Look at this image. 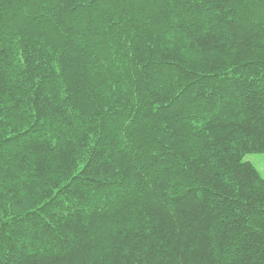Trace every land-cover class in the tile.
<instances>
[{"label": "trees", "instance_id": "obj_1", "mask_svg": "<svg viewBox=\"0 0 264 264\" xmlns=\"http://www.w3.org/2000/svg\"><path fill=\"white\" fill-rule=\"evenodd\" d=\"M70 7L0 0L7 251L25 264H94L90 257L108 248L139 252L150 264H264L259 211L238 224L221 211L240 196L227 180L238 183L237 150L264 140V2L112 0L119 31L107 14L90 28V13L77 3L71 20L83 27L75 47L63 31ZM252 85L255 94L243 95ZM199 165L205 171L197 175ZM209 176L216 183L201 182ZM102 184L111 185L110 197ZM218 184L227 185L229 203ZM64 188L99 198L100 221L67 220ZM54 211L63 223L50 234ZM81 232L83 245L69 239ZM30 235L42 239L24 252ZM68 244L80 253L69 256Z\"/></svg>", "mask_w": 264, "mask_h": 264}, {"label": "snow or ice", "instance_id": "obj_2", "mask_svg": "<svg viewBox=\"0 0 264 264\" xmlns=\"http://www.w3.org/2000/svg\"><path fill=\"white\" fill-rule=\"evenodd\" d=\"M64 2L71 6L69 8L70 20L71 14L77 12L76 4L79 3L85 11L90 13L87 21L90 28H95L98 23V17L100 19H104L105 14L108 16L107 23L111 25L112 30L119 31L121 28V23L118 20L113 21L111 19L109 6L112 0H64ZM122 2L123 5L126 6L129 4L130 0H122ZM262 2H264V0H262ZM82 27V25H78L74 20H71L70 23L65 25L63 31L66 34H70L67 35L68 47L76 46V38L82 35ZM108 34L109 30L105 27L103 35ZM244 63L246 62H241V64ZM249 66L251 65L249 64ZM237 71H239V69H237ZM256 75L259 77L260 73H257ZM244 78L246 80L252 79L250 74H245ZM261 87L264 88V84H262ZM249 91H252L253 94H255L254 85L250 86L248 91H245L242 94L248 95ZM259 94L264 95V91ZM205 163L210 166L208 171H211V161H205ZM84 167V165H81L82 169ZM234 167L237 171L236 179L238 180V183L233 181L230 175L227 177V180L233 185L234 190L240 193V196L236 197L235 202H231V207H226L221 211L230 214L233 224H238L241 220L248 222L247 217L251 216L255 211H259L260 217L264 220V140H261L259 143L245 144L243 147L239 148L234 157ZM203 171H205L204 165H199L197 175ZM216 179H220V174L218 172L216 174ZM201 182L204 184L216 183V181L211 179V176L208 178L201 177ZM100 187L105 189V197H110L112 195L111 185L102 184ZM226 187L227 185L224 184L217 185V191L222 192V202L227 204L229 201L226 196L223 195V191ZM245 189H248L250 192L256 190L257 194L255 196L245 195ZM64 194L69 195V199L64 201L63 212V215L67 220H74L80 225H84L89 220L92 224H96L100 221L104 210V203L99 198H93L91 194L85 193L82 190L77 191L76 189H73L69 194L68 188H64ZM72 197H78V199H72ZM217 208L220 209V202L217 203ZM43 210L44 208L41 206V211ZM8 211V209L0 208V217L10 220L11 217L8 215ZM31 211L33 214L35 213V209H32ZM48 223V231L51 234L56 231L57 225L63 222L60 221L57 212L54 211L51 216V220H49ZM63 227L67 228L69 227V224L64 223ZM3 229L4 225L0 224V264H25L24 259L21 258L19 253L13 256L7 251L4 243L5 237L3 236ZM10 238L11 237L9 236L8 239ZM87 238L88 236L85 232L79 233L76 238L69 237V239H78L80 245H83L85 239ZM41 239V237H37L36 235L28 236V238L24 241V252H27L29 249L38 248L39 241ZM92 239L94 240L95 238L93 237ZM145 239H147V236H145ZM261 240L264 241V235L261 236ZM94 247L96 249H100L101 245L96 243L94 244ZM220 247L223 248L224 244L221 243ZM67 251L69 256L73 253L79 254L80 247L74 244H68ZM13 252H15V249H13ZM90 259L94 261V264H150V261H146L139 254V252L135 256H132L127 254V252L122 254L118 248L104 249L103 253L97 255L96 257H90ZM159 264H164L163 258H160Z\"/></svg>", "mask_w": 264, "mask_h": 264}]
</instances>
